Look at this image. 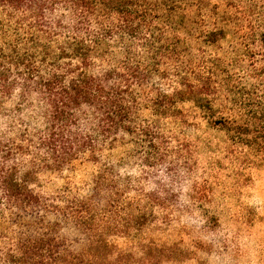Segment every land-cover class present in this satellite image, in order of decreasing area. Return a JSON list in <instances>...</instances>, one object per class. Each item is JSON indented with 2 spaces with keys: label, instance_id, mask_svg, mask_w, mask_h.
Masks as SVG:
<instances>
[{
  "label": "trees",
  "instance_id": "16d2710c",
  "mask_svg": "<svg viewBox=\"0 0 264 264\" xmlns=\"http://www.w3.org/2000/svg\"><path fill=\"white\" fill-rule=\"evenodd\" d=\"M260 9L235 24V76L221 59L182 65L183 31L203 26L217 47L227 38L207 0H0V264H155L149 243L137 242L139 255L113 238L139 240L157 209L168 212L172 190L146 179L161 164L189 168L163 127L190 124L187 102L225 130L241 165L263 162L264 0ZM129 144L140 175L108 160ZM82 160L99 164L86 193L40 190L42 173ZM63 222L85 236L79 246L60 235Z\"/></svg>",
  "mask_w": 264,
  "mask_h": 264
},
{
  "label": "rangeland",
  "instance_id": "374dc122",
  "mask_svg": "<svg viewBox=\"0 0 264 264\" xmlns=\"http://www.w3.org/2000/svg\"><path fill=\"white\" fill-rule=\"evenodd\" d=\"M207 2L226 16L222 24L226 26L227 38L217 47L203 42V26L183 31L187 38L182 65L201 69L203 60L221 59L222 64L228 66L225 70L239 76L244 67L230 64L231 59L238 56L235 24L246 25L245 19L261 10L262 0ZM189 32L193 33L190 37ZM192 105L188 102L183 105L191 119L187 126L171 119L163 123L165 133L172 137L173 148L184 143L189 168L180 165L172 169L168 164H161L146 179L149 190L158 186V180L172 190L168 212L157 209L156 222L139 240L137 237L130 243L124 237L113 239L121 247H133L139 255L137 242L149 243L155 264H264V161L241 165L236 161L237 155L233 158L227 153L226 146L230 142L225 130L204 119ZM144 115L150 114L145 111ZM131 148L129 144L107 151L108 160L123 174L140 175L138 163L129 156ZM98 169L96 162L78 161L63 174L42 173L39 188L52 194L71 184L86 193ZM48 219L55 220L53 216ZM15 228L29 231L26 222L16 224ZM59 233L72 246H79L85 239L70 223L63 222Z\"/></svg>",
  "mask_w": 264,
  "mask_h": 264
}]
</instances>
